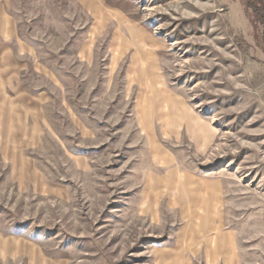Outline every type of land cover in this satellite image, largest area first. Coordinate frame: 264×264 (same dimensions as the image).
I'll list each match as a JSON object with an SVG mask.
<instances>
[{
    "label": "rangeland",
    "instance_id": "obj_1",
    "mask_svg": "<svg viewBox=\"0 0 264 264\" xmlns=\"http://www.w3.org/2000/svg\"><path fill=\"white\" fill-rule=\"evenodd\" d=\"M251 18L242 0H0V264H153L174 246V214H137L138 99L211 125L204 153L160 143L220 181L237 264H264V27Z\"/></svg>",
    "mask_w": 264,
    "mask_h": 264
},
{
    "label": "crops",
    "instance_id": "obj_2",
    "mask_svg": "<svg viewBox=\"0 0 264 264\" xmlns=\"http://www.w3.org/2000/svg\"><path fill=\"white\" fill-rule=\"evenodd\" d=\"M151 109L136 102V123L144 138L148 165L143 171L137 214L154 226H163L165 213L177 222L172 247H159L153 264H237L235 234L222 229L223 196L219 180L183 168L179 159L160 143L185 138L194 150L205 152L213 143L211 125L189 107ZM177 101V100H176ZM178 102V101H177ZM179 106V104H178Z\"/></svg>",
    "mask_w": 264,
    "mask_h": 264
},
{
    "label": "trees",
    "instance_id": "obj_3",
    "mask_svg": "<svg viewBox=\"0 0 264 264\" xmlns=\"http://www.w3.org/2000/svg\"><path fill=\"white\" fill-rule=\"evenodd\" d=\"M246 9L251 13V23L255 27L260 24L264 27V0H242ZM264 41V33H263Z\"/></svg>",
    "mask_w": 264,
    "mask_h": 264
}]
</instances>
